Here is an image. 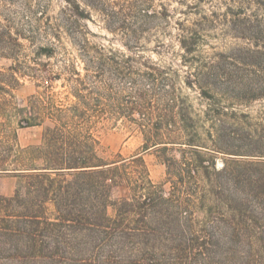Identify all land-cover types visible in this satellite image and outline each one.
Here are the masks:
<instances>
[{
    "label": "trees",
    "instance_id": "obj_1",
    "mask_svg": "<svg viewBox=\"0 0 264 264\" xmlns=\"http://www.w3.org/2000/svg\"><path fill=\"white\" fill-rule=\"evenodd\" d=\"M83 1L104 10L107 0ZM124 1L128 13L105 22L109 31L121 32L127 47L168 25L163 4L153 10L149 0ZM204 3L222 11L202 13ZM186 7L198 17L189 24L175 21L176 38L189 69L184 83L205 103L202 116L152 73L141 75L147 85L135 87L150 110L139 118L122 115L123 124L136 126L129 130L141 133L143 151L159 153L161 182L150 178L141 152L105 158L96 134L111 118L98 109L105 93H95L97 83L105 85V71L147 59L90 50L77 19L66 15L47 19L42 32L31 35L14 29L15 11L2 15L0 116L12 114L19 127L43 130L31 148L16 141L5 147L0 139V176L15 179L12 193L0 192V264H264V104L249 109L264 99V0H196ZM219 26L238 42L203 53L205 34ZM61 31L84 62L83 74L70 69L66 77L74 102L55 105L43 92L17 105L14 91L22 78H57L27 64L21 40L57 38ZM51 52L37 49L48 57ZM92 67L99 70L91 73ZM117 187L123 194L113 197Z\"/></svg>",
    "mask_w": 264,
    "mask_h": 264
},
{
    "label": "rangeland",
    "instance_id": "obj_2",
    "mask_svg": "<svg viewBox=\"0 0 264 264\" xmlns=\"http://www.w3.org/2000/svg\"><path fill=\"white\" fill-rule=\"evenodd\" d=\"M70 1L77 2L79 8L75 9L66 0H0V20L2 15L7 14L11 9L16 12L12 14L15 17L14 29H22L27 35H31L33 29L42 32L47 19L54 22L55 18H65L66 15L71 19H77L76 29L88 41L90 50L102 49L107 54L110 51L115 52L119 57L131 54L147 59L146 64L135 62L130 68H126L122 62H119L105 71V85L97 83L99 88L95 89V93H105L104 97H100L98 109L103 110L111 118L107 124L97 130L96 134L102 147L101 155L105 158L111 159L117 154L128 157L141 152L150 178L154 182L163 181L165 166L159 153L152 148L143 151L141 133L137 130H129L136 126L123 124L122 115L131 112L139 118L141 114L150 110L147 102L137 98L135 87L147 85L144 84L141 75L152 73L158 79H165L171 93L176 97L185 98L187 103L192 106L193 112L202 116L205 104L203 99L196 88H190L184 83L189 69L182 62V50L176 38L177 30L175 28V21L183 19L186 24H189L198 17L193 10L186 7V3L193 4L196 0H149L153 10L160 9V4L167 8L170 14L169 23L162 29L155 30L153 27L148 31V34L140 35L138 42L130 43L129 47H127V41L121 32L109 31L105 22V19L110 17H124L128 13L126 1L107 0L104 10L101 3L98 4V9H93L85 5L83 0ZM201 8L202 13H209L210 9L222 11L221 6H211L206 3L201 4ZM222 30L223 28L219 26L205 34V42L200 48L203 53L211 52V47H214V50H224L238 42L230 36L223 35ZM21 42L27 64L38 68L43 66L52 75H57V78L49 81L45 80L46 77L31 78L26 76L22 78V85L14 91L13 102L24 106L31 95L45 92L52 96L55 105L72 104L74 102V97L70 93L72 83L67 81L66 77H68L70 69H75L81 74L84 73V62L76 43L64 31H61L57 38L37 37L34 42L27 39H22ZM40 46L52 48L49 57L37 53ZM90 52L93 53V51ZM4 62L5 60H1V63ZM97 70H99L97 67H92L91 73H96ZM128 72L131 73L130 79L125 77ZM263 104L264 99L255 101L249 109L254 111ZM154 110L153 108L152 111ZM17 119L12 114L0 116V139L5 141V147L14 145L15 141L20 147L31 148L38 145L41 141L43 125L19 127ZM207 128L208 123L203 122V127L200 129L202 139L206 137L205 129ZM217 164H221L219 160H217ZM14 183V177L0 176V192L6 195L12 193ZM122 194V188L117 187L113 191V197Z\"/></svg>",
    "mask_w": 264,
    "mask_h": 264
}]
</instances>
